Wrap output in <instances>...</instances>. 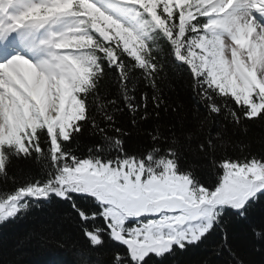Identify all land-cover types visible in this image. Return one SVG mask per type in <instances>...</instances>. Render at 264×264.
Wrapping results in <instances>:
<instances>
[{
  "label": "snow or ice",
  "instance_id": "6c2138e0",
  "mask_svg": "<svg viewBox=\"0 0 264 264\" xmlns=\"http://www.w3.org/2000/svg\"><path fill=\"white\" fill-rule=\"evenodd\" d=\"M17 2L21 11L0 19V177L14 163L53 165L58 176L0 201V229L41 208L16 243L59 250L65 264H166L219 234L228 245L226 221L247 222L264 202V163L230 161L197 180L172 160L80 158L65 142L86 119L101 61L123 74L130 57L154 74L160 41L248 118L264 114V0H0V12ZM66 18L73 27L37 43ZM65 224L74 235L58 239ZM248 227L264 240V223Z\"/></svg>",
  "mask_w": 264,
  "mask_h": 264
},
{
  "label": "trees",
  "instance_id": "16d2710c",
  "mask_svg": "<svg viewBox=\"0 0 264 264\" xmlns=\"http://www.w3.org/2000/svg\"><path fill=\"white\" fill-rule=\"evenodd\" d=\"M159 47L164 49L154 74L130 57L123 58V74L119 67L101 61L103 75L84 97L86 119L66 146L86 159L135 157L153 165L172 160L180 174L191 173L197 180L222 174L230 161L264 163V114L248 118L247 108L197 80L189 65L170 55L162 41ZM8 173L7 178L0 177V201L58 176L55 166L33 163H14ZM43 218L41 208L31 207L28 220L0 229V264H65L67 258L59 250L16 243L19 232ZM262 223L264 202L249 221H226L229 243L223 249L218 246L219 234L166 264H264V240L248 227ZM72 235L70 224L56 232L58 239Z\"/></svg>",
  "mask_w": 264,
  "mask_h": 264
},
{
  "label": "rangeland",
  "instance_id": "374dc122",
  "mask_svg": "<svg viewBox=\"0 0 264 264\" xmlns=\"http://www.w3.org/2000/svg\"><path fill=\"white\" fill-rule=\"evenodd\" d=\"M25 2H27V0H25ZM34 2H39V0H34ZM19 11H21V4L19 2H17V3H14L12 5V9L10 11H7L6 13L4 12V14H3V12H0V15H4V18H5L7 16L15 15ZM70 27H73V22H64L60 25H57L56 29L53 28L52 29L53 32L51 34H54L58 37V35H60L61 33L68 31L70 29ZM50 28H52V27H49L48 30ZM50 51H51V49H50ZM228 55H230V53ZM227 164L228 163H225L224 166H226Z\"/></svg>",
  "mask_w": 264,
  "mask_h": 264
},
{
  "label": "bare ground",
  "instance_id": "6f19581e",
  "mask_svg": "<svg viewBox=\"0 0 264 264\" xmlns=\"http://www.w3.org/2000/svg\"><path fill=\"white\" fill-rule=\"evenodd\" d=\"M37 43H41V41H39L37 39ZM41 46L46 49L45 52L42 54V58L47 59L48 58V54H49V49L46 46H44L43 44H41Z\"/></svg>",
  "mask_w": 264,
  "mask_h": 264
}]
</instances>
